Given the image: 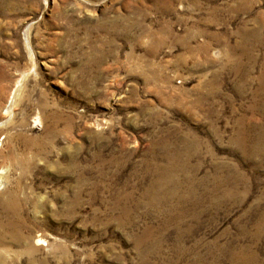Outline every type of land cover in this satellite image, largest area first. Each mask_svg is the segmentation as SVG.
Listing matches in <instances>:
<instances>
[{
    "label": "rangeland",
    "instance_id": "1",
    "mask_svg": "<svg viewBox=\"0 0 264 264\" xmlns=\"http://www.w3.org/2000/svg\"><path fill=\"white\" fill-rule=\"evenodd\" d=\"M0 3V264H264V0Z\"/></svg>",
    "mask_w": 264,
    "mask_h": 264
},
{
    "label": "bare ground",
    "instance_id": "2",
    "mask_svg": "<svg viewBox=\"0 0 264 264\" xmlns=\"http://www.w3.org/2000/svg\"><path fill=\"white\" fill-rule=\"evenodd\" d=\"M1 1L2 0H0V2ZM23 76H24V74H23ZM21 80H22V78H20L17 81V85L14 88V91L12 93L11 99L9 100V104L7 105V108H6V112L7 113H12L13 112V108H14V105H15V99H14L15 91L20 88L18 86L21 85ZM38 122H39V116L34 118L33 126L35 124H39ZM255 130H256V126H253V127H244V126L242 127L241 126V127H239V129L237 131V134H236L237 137L235 138V142H236V144H238L240 146L241 150L243 152H245L246 154H250L251 153V150H248V148L246 149V147H245V144L247 142H254V141L257 140V142H255V143L259 144V146H262V143L264 141V132H257V133L253 132V135L250 134V131H255ZM0 241H1V239H0ZM232 259H233L232 264H257L256 263L257 257H256V255L254 253H248L247 254L244 251H241L239 253H235L234 255H232Z\"/></svg>",
    "mask_w": 264,
    "mask_h": 264
}]
</instances>
